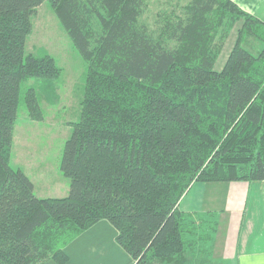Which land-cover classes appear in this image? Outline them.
<instances>
[{
  "label": "trees",
  "instance_id": "obj_1",
  "mask_svg": "<svg viewBox=\"0 0 264 264\" xmlns=\"http://www.w3.org/2000/svg\"><path fill=\"white\" fill-rule=\"evenodd\" d=\"M43 1L0 0V264H64L102 219L134 264H185L203 222L178 209L191 185L264 180V21L232 0H178L152 21L151 0H48L87 68L60 161L68 192L40 198L10 158L21 82L38 81L24 103L39 120L61 71L25 54Z\"/></svg>",
  "mask_w": 264,
  "mask_h": 264
},
{
  "label": "rangeland",
  "instance_id": "obj_2",
  "mask_svg": "<svg viewBox=\"0 0 264 264\" xmlns=\"http://www.w3.org/2000/svg\"><path fill=\"white\" fill-rule=\"evenodd\" d=\"M177 1L151 0L145 17L152 21L158 10L172 8L169 3ZM31 24L25 42V54L41 56L47 53L54 58L61 71L55 80L54 94L39 100L42 111L39 120L28 116L24 103L25 90L37 85L38 81L36 78H28L21 82L10 164L14 169L20 168L28 174L37 197H62L68 192L69 179L60 170L61 155L72 133L73 124L80 118L87 62L73 46L48 0H44L35 9L31 15ZM236 28L237 25L230 31L214 64L215 70H220L224 65L235 40ZM196 232V235L189 237L197 240L198 229Z\"/></svg>",
  "mask_w": 264,
  "mask_h": 264
},
{
  "label": "crops",
  "instance_id": "obj_3",
  "mask_svg": "<svg viewBox=\"0 0 264 264\" xmlns=\"http://www.w3.org/2000/svg\"><path fill=\"white\" fill-rule=\"evenodd\" d=\"M232 1L264 21V0ZM178 209L203 220L199 235L209 236L187 250L185 264H264V180L195 182ZM115 236L107 220L97 221L65 246L64 264H134Z\"/></svg>",
  "mask_w": 264,
  "mask_h": 264
}]
</instances>
